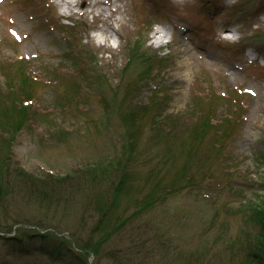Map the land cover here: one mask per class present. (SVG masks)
Returning <instances> with one entry per match:
<instances>
[{"label": "rangeland", "instance_id": "rangeland-1", "mask_svg": "<svg viewBox=\"0 0 264 264\" xmlns=\"http://www.w3.org/2000/svg\"><path fill=\"white\" fill-rule=\"evenodd\" d=\"M78 1L66 19L61 0H0V184L8 167L16 181L22 168L34 177L92 163L112 177L125 170L105 221L112 234L99 255L82 251L76 237L87 239L93 221L78 234L77 208L53 223L67 248L55 238L15 243L6 238L18 228L43 225L37 209L13 201L0 226L22 224L0 233V264H255L247 254L259 234L251 209L264 210V0ZM140 33L160 61L128 69L127 45ZM129 112L143 125L133 137Z\"/></svg>", "mask_w": 264, "mask_h": 264}, {"label": "trees", "instance_id": "trees-1", "mask_svg": "<svg viewBox=\"0 0 264 264\" xmlns=\"http://www.w3.org/2000/svg\"><path fill=\"white\" fill-rule=\"evenodd\" d=\"M145 45L146 39L141 33L137 36V39L134 40V42L128 43L127 47L130 46L129 62L127 63L128 69L134 65L133 62H135L136 67L139 68L143 66L149 67L151 64H154V62L160 61L158 57H153V55L149 52V49L145 48ZM115 95H117L116 98H118L117 92ZM127 98L128 96L126 95L124 97L125 100L121 101L119 105L122 106L126 103ZM24 99L22 109L28 110V105L30 102H33L34 99L32 96L27 95ZM148 105L154 106L155 104L151 101ZM133 107L135 111H138V107L136 105H133ZM145 108L150 109L149 107H146V105ZM138 117L137 113L135 114L132 112L125 115V119L128 120L125 123H127V125L129 124L128 126L130 128H127L129 135L127 137H133L140 131H143V125H138ZM213 120L215 121L214 117L211 116L206 121L201 122L200 126L202 127L203 124H210ZM136 122L138 127H133L132 125ZM156 125L162 128L164 127V124H160L159 122ZM130 131L131 133L129 134ZM193 141L194 142L192 143L194 145L198 143V140ZM222 143L223 142H221L220 145V142H215L213 146L221 149ZM8 168H6L1 177L0 213H2V211L9 210L10 207L13 206V201L23 203L26 208L34 207V209H37L41 213L42 218L39 223L43 226L42 232L18 228L15 236L8 237L6 239L22 244V241L28 239L38 238V240L47 243L55 238L57 240L55 248L56 245L61 248H67V245L71 240L66 236H57L55 234V229H58V227H55L53 223L56 221L63 222L65 220L68 221V219L70 220L71 214H78V211H75L78 208V210H81V217H79L78 223L75 224L77 226L76 229L78 234L81 230L80 227H87L92 221L93 226L89 229L87 239H84L82 234H79L76 237L77 243L79 244L81 250L85 253H92L97 256L102 252L103 245L108 240L106 238L112 234V232H108V230L105 229V221L114 209L113 207L117 191L126 186L125 170L122 171V174H117L112 177V173L106 172L107 169H105V171L99 164L92 163L83 166L72 175L69 174L66 176H59L55 173H45L34 177L35 175H30L29 173L25 174L22 168L19 171H21L22 174H20L23 179L22 181H16L12 171L8 170ZM17 173L19 174V172ZM100 197H102L105 201L103 206L99 202ZM150 198L151 197H148L145 200L147 205L150 203ZM251 211L254 213L251 220H253L258 227L259 234L257 236L256 243L247 255L253 263L264 264V210L253 208ZM46 222L47 224L50 223L53 225L51 227L44 228ZM18 224H22V222L15 220V222L9 227L4 228V226H0V233H12L14 226ZM125 226L126 221H122L119 223L117 228L113 229V231L118 232ZM43 231L45 232L43 233ZM97 236H99V239L95 240ZM1 237L3 236L0 234V239Z\"/></svg>", "mask_w": 264, "mask_h": 264}, {"label": "snow or ice", "instance_id": "snow-or-ice-1", "mask_svg": "<svg viewBox=\"0 0 264 264\" xmlns=\"http://www.w3.org/2000/svg\"><path fill=\"white\" fill-rule=\"evenodd\" d=\"M249 91H251V90H249Z\"/></svg>", "mask_w": 264, "mask_h": 264}]
</instances>
